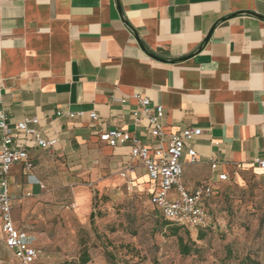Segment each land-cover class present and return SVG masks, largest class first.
<instances>
[{"label": "crops", "instance_id": "crops-1", "mask_svg": "<svg viewBox=\"0 0 264 264\" xmlns=\"http://www.w3.org/2000/svg\"><path fill=\"white\" fill-rule=\"evenodd\" d=\"M0 88L12 125L37 116L41 135L57 139L45 148L28 140L32 167H11L20 228L49 226L43 219L71 207L88 214L102 196L104 205L145 191L150 198L130 146L99 136L124 127L158 144L147 119L134 120L140 95L164 106L165 145L172 132L202 129L191 143L199 160L184 158L183 182L216 184L220 171L259 169L264 154V0H0ZM27 231L43 245L42 232ZM0 264H20L1 220Z\"/></svg>", "mask_w": 264, "mask_h": 264}, {"label": "rangeland", "instance_id": "rangeland-1", "mask_svg": "<svg viewBox=\"0 0 264 264\" xmlns=\"http://www.w3.org/2000/svg\"><path fill=\"white\" fill-rule=\"evenodd\" d=\"M214 188L205 230L165 223L147 191L111 205L102 196L88 214L71 207L43 219L49 226L27 220L23 228L42 232L37 264H82L83 252L86 264H264V170L231 173ZM179 236L191 245L189 254L181 252Z\"/></svg>", "mask_w": 264, "mask_h": 264}, {"label": "built area", "instance_id": "built-area-1", "mask_svg": "<svg viewBox=\"0 0 264 264\" xmlns=\"http://www.w3.org/2000/svg\"><path fill=\"white\" fill-rule=\"evenodd\" d=\"M138 97L139 105L133 110L134 120L140 124L142 119L146 118L149 136L160 142L158 144L143 142L124 127L104 130L99 135L100 139L111 146H130L132 158L144 164L152 184L150 201L161 218L197 230L210 227L212 221L207 199L213 194L215 184L209 182L190 190L183 182L184 158L191 162L199 160L198 153L191 143L202 133V129L186 127L172 132L169 135L168 144L165 145L164 106L151 105V100L147 96ZM2 102L0 88V220L5 243L13 251L19 263L37 264L40 249L32 244V236L28 231L17 226L14 220L8 175L12 165L18 161L24 162L27 169L32 167L27 148L28 140L45 148L54 145L57 139H49L41 135L40 130L35 127L39 122L37 116L26 117L12 125L7 113L1 107ZM68 114L71 117L81 116L85 114V111ZM89 115L92 120L99 118L95 110H92ZM21 134H24L22 143L20 142ZM210 162L213 170L219 169L221 163L219 159L211 156ZM256 166L264 170V154L256 159ZM229 177L230 174L226 171H220L217 174L219 181L227 180Z\"/></svg>", "mask_w": 264, "mask_h": 264}, {"label": "trees", "instance_id": "trees-1", "mask_svg": "<svg viewBox=\"0 0 264 264\" xmlns=\"http://www.w3.org/2000/svg\"><path fill=\"white\" fill-rule=\"evenodd\" d=\"M214 193V192H213ZM213 195V194H212ZM212 195L207 199V205L209 206L210 204H211V198H212ZM154 206V205H153ZM154 208H155V206H154ZM155 210H157L156 208H155ZM163 219V218H162ZM164 220V222L165 223H170V224H175V223H172V222H170V221H168V220H165V219H163ZM176 225H178V224H176ZM180 226H182V225H180ZM187 227V226H186ZM209 228V227H208ZM207 229V228H206ZM177 230H178V228L176 227L175 229H174V231H175V234L177 233ZM200 230H205V229H200ZM179 244H180V246H181V252L182 253H184V254H189L191 251H192V247H191V245H189V244H187V243H185L184 242V238H183V236H179ZM83 256H82V258H81V263L82 264H86L87 262H89L90 261V256H89V254H88V252H83V254H82ZM253 263H257V262H252V264Z\"/></svg>", "mask_w": 264, "mask_h": 264}]
</instances>
